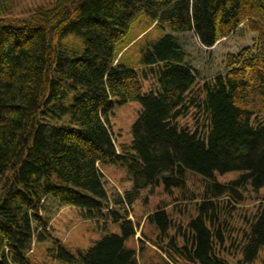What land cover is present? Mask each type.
I'll return each instance as SVG.
<instances>
[{"label":"trees","instance_id":"obj_1","mask_svg":"<svg viewBox=\"0 0 264 264\" xmlns=\"http://www.w3.org/2000/svg\"><path fill=\"white\" fill-rule=\"evenodd\" d=\"M8 15L0 0V264H35L33 243L47 242L63 264H140L128 212L110 210L119 232L87 248L51 236L52 204L106 216L110 165L132 183L114 200L124 207L161 185L185 194L190 175L204 183L186 224L163 206L148 215L161 253L151 264L258 260L264 200L239 213L240 233L233 219L243 191L264 188V0H56L31 19ZM153 24L158 37L132 44ZM239 29L256 34L253 45L227 53L223 70L198 85L181 35L210 48ZM130 102L141 108L130 142L118 144L111 117ZM192 108L195 128L179 121ZM232 171L237 178L218 181Z\"/></svg>","mask_w":264,"mask_h":264},{"label":"rangeland","instance_id":"obj_2","mask_svg":"<svg viewBox=\"0 0 264 264\" xmlns=\"http://www.w3.org/2000/svg\"><path fill=\"white\" fill-rule=\"evenodd\" d=\"M56 0H5L6 10L10 17L20 19H31L39 11L51 10ZM141 26H143L141 24ZM133 30L140 32L141 29L135 24ZM146 33H150L151 37H158L160 30L151 25L149 28L139 34L138 38L131 43L137 42ZM256 34L239 29V32L218 42L214 47H204L199 42L194 33L181 35V40L185 49L189 53V58L198 72V85L205 80L211 79L216 73L223 70V60L229 52H237L246 45H253ZM139 39V40H138ZM137 40V41H136ZM74 40L69 39V43L73 45ZM134 48L131 47L128 55H131ZM146 89L149 83L145 84ZM141 105L139 103L130 102L122 106H117L112 114L111 123L114 128L115 136L118 144L130 142L131 126L137 118V114ZM195 109H191L187 116L179 119L180 123L185 126L195 128L196 119L194 118ZM105 186L108 191L107 201L104 203L107 207L104 212L106 216L98 221L85 218L82 210L66 206L57 209L55 205H50L51 218L49 226L51 236L55 235L69 247L80 246L89 247L91 243L99 239L106 231L115 229L116 223L113 221L110 210L120 212L124 215L128 212L129 218L137 225L136 236L129 240L128 246L136 249L140 264L155 263L160 259V249L156 245L157 230L155 226L148 221V215L155 211L159 206L165 207L170 212L172 218L177 222L186 224L187 221L196 214L197 202L201 201V194L204 189V183L201 177L190 175L188 181V190L183 194L180 190H174L171 194L167 193L163 186L157 188H149L141 192L139 198L135 200L132 206H122L115 204V198L118 195H124L130 190L132 183L127 178L124 171L115 166H107L103 169ZM240 172L232 171L218 177L221 183L229 182L239 175ZM244 192V201L236 205L237 211L234 213L233 224L237 225V233H240L244 224L243 215L239 213L253 212L257 205L264 200V188L259 192L253 191L251 188ZM193 195V197H191ZM44 216L47 214L43 213ZM235 230V231H236ZM119 232V228L114 230ZM173 232V231H172ZM52 236V237H55ZM50 242L32 245L31 258L35 264H63L59 263L46 254L47 246ZM239 257V255H238ZM232 264H235L237 257L228 256ZM254 264H264V249L260 252L258 260Z\"/></svg>","mask_w":264,"mask_h":264}]
</instances>
